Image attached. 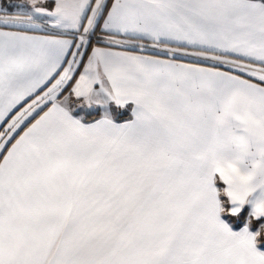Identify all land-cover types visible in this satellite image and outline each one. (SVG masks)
Returning <instances> with one entry per match:
<instances>
[{
    "label": "snow or ice",
    "instance_id": "1",
    "mask_svg": "<svg viewBox=\"0 0 264 264\" xmlns=\"http://www.w3.org/2000/svg\"><path fill=\"white\" fill-rule=\"evenodd\" d=\"M221 195L264 216V0H0V264H264Z\"/></svg>",
    "mask_w": 264,
    "mask_h": 264
},
{
    "label": "crops",
    "instance_id": "2",
    "mask_svg": "<svg viewBox=\"0 0 264 264\" xmlns=\"http://www.w3.org/2000/svg\"><path fill=\"white\" fill-rule=\"evenodd\" d=\"M215 186L218 188V190L226 187V185L219 179L216 180ZM255 195H259V193ZM255 195L253 197H250V199H255ZM219 199H221V201L223 202L222 206L226 209L225 212L221 213L220 218L230 226L232 231L239 232L247 225L249 231L255 233L259 226L261 224H264V216L253 218L250 215L252 208V205L250 203H246L238 214L232 215L227 211V209H230L233 206L228 203V197L226 195H221ZM256 247L258 251L264 253V235L258 237V243Z\"/></svg>",
    "mask_w": 264,
    "mask_h": 264
},
{
    "label": "clouds",
    "instance_id": "3",
    "mask_svg": "<svg viewBox=\"0 0 264 264\" xmlns=\"http://www.w3.org/2000/svg\"><path fill=\"white\" fill-rule=\"evenodd\" d=\"M207 165L209 167H216V166L227 167V166L231 165L232 167H235V168L239 169L241 171V173L244 172L243 167L241 166V164L237 160L231 159V158H227V157L208 158L207 159ZM250 204L252 205L251 212H250V215H251L253 213V211H254L255 204L254 203H250ZM242 207L240 208V211L242 210ZM232 214H238V213H232ZM253 218H259V217L258 216H253Z\"/></svg>",
    "mask_w": 264,
    "mask_h": 264
}]
</instances>
